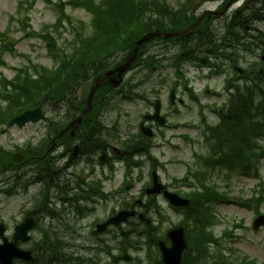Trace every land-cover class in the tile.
<instances>
[{
  "label": "rangeland",
  "instance_id": "1",
  "mask_svg": "<svg viewBox=\"0 0 264 264\" xmlns=\"http://www.w3.org/2000/svg\"><path fill=\"white\" fill-rule=\"evenodd\" d=\"M22 0H0V35L8 33V36L11 42L16 43V49L14 53H7L3 56L6 66H2L0 62V71L3 73L5 77L9 79L14 78L16 75L15 69L20 68L22 66H28L29 61L34 62L36 64H40L47 68L53 67V61L49 57L47 48L45 43L42 40L30 39L26 37V32L21 29V23L16 19L12 22L11 16H17V7L18 3ZM69 1V0H64ZM95 2H100L101 0H94ZM172 7L176 8L177 1L179 0H168ZM59 2V0H37L35 1L29 0V3H32L31 9V22L30 25L32 30L35 32H40L41 29H44L45 26H52L56 23L57 13L55 9V4ZM220 5L219 1H211L206 2L202 5L201 11L205 9H215ZM67 14L71 17V23L64 21L65 28H59V30H52L53 35L59 42L62 48L71 51V43L74 41L75 34L81 31V23L85 26L86 36H89L91 31V16L84 10L67 8ZM225 20L215 23L214 28L221 27L224 24ZM256 29L264 30L263 24H257L255 26ZM161 46L158 44H154L150 46L151 52H157L158 48ZM260 51H257L256 56L247 57L248 64H240V67H246L247 65L258 62ZM246 63V62H245ZM167 66V65H166ZM187 73L193 78V85L195 87L196 95L200 99L203 104L207 105L206 117L210 121H216L217 118L214 116L211 106H222L223 103L227 101L226 96L222 93L224 90V81L225 76H216L214 78H210L207 80L201 75H198L191 66H187ZM228 71V68H227ZM226 71V72H227ZM169 69L163 71L162 75L152 74L150 75L147 72H142L141 70L130 74L128 80L134 81L133 85L138 86V88H134L133 93H137L142 95L146 100L143 102L138 99L132 100V102H124L121 98L122 96H114L111 102L110 109L103 115L102 123L103 127L110 128V132L114 135V137L106 135L108 139V145L110 147H115L120 149L121 144L118 138L124 139L128 133L136 134L137 124L140 120V117L149 110L150 101H154L156 93L154 91H161L158 95L164 102L166 99L165 90L168 88L167 82H163V80L168 77ZM208 73L205 72V75ZM144 76L147 77L144 79ZM172 78V77H171ZM209 86L210 89L222 93L221 96H217L213 93H207L206 88ZM90 84L84 87L79 92V98H83V96L89 91ZM212 92V91H211ZM166 103V102H165ZM168 114L170 115V127L171 125L174 128H168L164 130L166 135V142L161 143L158 138H156L154 144H156V148L152 150L153 154L158 158H161V161L167 165L165 171L163 172L162 179L164 183L169 185L172 184L173 179H181L183 178L189 169H199L200 166L197 165V157L196 155H206L208 152L204 149V142L201 136V129L199 125V118L197 116V106L194 101L191 102L187 106V111L182 112L180 115L176 116L170 111L169 108H166ZM64 109H62V112ZM215 113V112H214ZM48 117L54 116L53 112L48 110ZM216 114V113H215ZM64 115V114H61ZM64 117V116H63ZM181 126L182 128L175 129L176 126ZM186 125L190 126L189 129ZM198 126L196 129L193 126ZM47 129L44 123H39L35 125H28L24 128L14 127V128H2L0 129V143L4 146L8 151H15L17 146L21 147L28 142H32L34 145H37L41 139H43L46 134ZM117 137V138H116ZM102 139V138H101ZM63 153L62 149L57 152V156ZM99 155V154H98ZM61 158V156H59ZM62 159V158H61ZM80 163L75 165L72 168H65L66 161L58 160L57 166L58 169L62 171L64 179H71V174L79 173L81 175L83 170H87L86 165L84 163V158L81 157ZM146 161V159H144ZM116 171L115 175L112 177V180L106 182L104 184V189L106 193H112L115 190H119L123 188V173L125 171V166L122 162H116ZM102 169V168H101ZM143 173H147L149 169V163H144L142 168ZM37 165H29L21 171L17 172H5L0 175V224H4L7 229V236L11 238L13 235L14 228L22 222L24 219V214L30 211L36 200L39 198V195L44 191L43 185L41 183L36 182V175L38 171ZM261 179H264V160L262 161L261 168ZM139 169L134 170V175L137 176ZM209 173L207 178V183L210 185H217L218 189L221 192L226 193L229 196V200L222 205L216 206V216L219 221L218 226L213 229L214 234L218 237H222V246L223 248H227L229 251L226 253L233 257L234 262H239V259L243 257H249L250 259L258 261L259 264H264V231L260 233H255L252 230V223L255 219V213L241 205L242 202L248 200L253 196V191L257 186L258 180L248 176H241L238 172L234 174H229L226 172H215L206 170ZM18 172H24L26 176L23 179V183L27 186L26 189L19 188L13 180V183L16 184L12 187V192L10 186L6 189H1L4 184H7L8 181H11L13 176ZM22 175V174H21ZM84 177V176H83ZM98 178V176H97ZM138 181V184L134 189H132L127 196L133 197L140 188H142V180ZM90 179V178H89ZM14 187V188H13ZM51 196L53 197L52 201L48 206V209L56 211L62 210L61 203L54 199L56 197V191L52 190ZM120 198L116 196V198L108 201V204L104 202H100L95 209L96 212L94 214L87 216L83 221L78 220V227H80V233L86 234L88 241H77L73 244L77 246H88L92 245L94 242L89 241V233L85 229H89L98 223L99 221H104L103 219L113 210H118L121 205L119 204ZM161 204L165 206L163 201ZM106 205V206H105ZM67 219L70 221H74L76 223V215L74 211L67 207ZM167 210H165L166 212ZM262 213H264V205L261 207ZM171 215L172 212L168 211ZM175 223L179 222V218L173 217L171 218ZM171 221V220H170ZM42 226H49L51 220L49 217L41 219ZM242 226L243 228L239 230H235L236 226ZM171 225L168 223L164 224L162 230L165 231L169 229ZM128 228V227H127ZM233 234L234 238L226 237L227 234ZM33 240L31 243L35 245V243L39 242L42 237V230L36 231L32 234ZM103 238L106 241H109L114 247H116L119 242L116 240L114 242L115 237L114 230H111L108 234H104ZM131 239L135 241L138 246L136 248H131L129 255L132 258H140L144 261V264H147L145 261L146 255V246L145 243L141 241L135 240L134 236H131ZM142 247V248H141ZM217 250L216 248H214ZM115 255H118V248L115 250ZM96 253L93 252H85L80 255L83 258L96 259ZM103 264H108L111 262L110 257H100ZM122 264H128L126 262H122Z\"/></svg>",
  "mask_w": 264,
  "mask_h": 264
},
{
  "label": "trees",
  "instance_id": "2",
  "mask_svg": "<svg viewBox=\"0 0 264 264\" xmlns=\"http://www.w3.org/2000/svg\"><path fill=\"white\" fill-rule=\"evenodd\" d=\"M157 2V0H154L152 3L150 1L147 2V0H104L100 6H94L93 8L89 4H83L88 10H93L91 12L94 13L95 11L97 15L96 26L99 28L98 37L108 36V40H101V45L107 40L105 46L103 48H96L95 45L92 46L90 44L88 38H83L78 44L81 46L80 50L77 49L78 54L65 55V62L61 71L62 75L60 73L54 74L48 70L33 67L34 75L36 76L35 79L29 74L26 75L27 79L23 85H13V91L9 95V99L6 97L0 99V101L5 100L8 103L10 100L19 102L14 109L12 105L5 109H0V119L4 122H8L14 115L26 109L39 107L44 101H50V104H53L65 100L70 103L73 100V96L75 98L73 92L76 87L89 79V71L96 65L98 55L103 56L107 52L112 54L115 51V44L118 42L121 47L131 49L138 37L155 30L158 26L163 30H169V26L166 25L165 22L158 23V21H155L153 18L152 7ZM262 10L263 9L254 10L244 21L242 17L239 16L238 24L247 25L251 22H264V13H262ZM166 18H168V15L162 16V19ZM259 34L260 37L256 38V40L262 43L261 41L264 38V33L259 32ZM119 39L121 40L119 41ZM260 43H258V45ZM241 46L242 44L238 41L236 47L237 52H241ZM252 75L253 77L249 79L254 81V88L249 84L244 92L239 89L238 100L232 104L235 106L238 105V107L237 109L234 108L230 110L232 112H229L230 115H227L226 118L228 126L222 128L224 134L231 135L235 140H237V137L245 136L242 133H247L248 129L251 128L253 130L254 123H251L253 119L250 118L253 113L256 118L258 115L264 118V64L261 68L256 67V69L252 71ZM21 97H24L25 100ZM254 97H259L260 102L256 103V106H260V109H250L254 106ZM40 99H42L41 102ZM76 106L80 105L78 104ZM258 125L260 126V123L256 122L254 131H256ZM239 145L238 147H242L243 144ZM6 156L7 153L0 148V170L6 165ZM208 240L210 239L207 238L206 233H204L201 240L194 241V249L198 253L207 252ZM44 249L46 251V256L49 258H56L58 262L67 261L68 259V255L63 253L59 241L54 243L52 240H48L45 242ZM48 253L51 254V256ZM37 264L49 263L42 257ZM50 264L53 263L50 262ZM185 264H191V262L186 261Z\"/></svg>",
  "mask_w": 264,
  "mask_h": 264
},
{
  "label": "water",
  "instance_id": "3",
  "mask_svg": "<svg viewBox=\"0 0 264 264\" xmlns=\"http://www.w3.org/2000/svg\"><path fill=\"white\" fill-rule=\"evenodd\" d=\"M234 2H235V0H232L229 3L227 8H229ZM155 36H159V34L147 35L146 37L142 38L141 40H139L137 42V46L139 47L141 44H143L144 42H146L148 40H151ZM171 36L172 35H166L165 38L168 39ZM135 52H137V49L135 50ZM131 60H133V58ZM131 60H130V62H131ZM130 62L128 63V66H129ZM94 92H95V90L92 92V94L90 96L89 106L91 104V100L93 98ZM41 118H42V115L40 112H38V111L31 112V113H27V114L23 115L20 118L15 119L12 124L25 125L28 122H36V121L40 120ZM77 122H81V119H79ZM159 192H160V189L154 190V193H159ZM151 193H153V192L151 191L150 194ZM166 195L171 198L172 203L177 207L187 205L186 201L179 202V201H177V200H179L177 197L171 196L169 194H166ZM132 215L133 214H130V213H121L118 217H116L115 219L110 221L109 224L119 225L121 222H126L128 220V218ZM107 225L100 227L99 230L100 231L105 230ZM260 226H264V217L260 218L256 222L255 229H259ZM32 227H33V225L30 226L29 224L28 225L25 224V225L19 227L17 229V233H16L14 240L15 241H17V240H23V241L29 240L27 238V232ZM169 236H170L172 243H173L172 248L167 249L164 244H161V248H162V252H163V256H164V262H165V264H181L182 253L187 248V243H186L185 238H184L183 230L180 229V230L174 231V232L170 233ZM14 259H22L24 261H30L31 260V254L20 252L19 250H17V248L14 244H10V243H8L7 240H5V244L0 245V263L1 264H13Z\"/></svg>",
  "mask_w": 264,
  "mask_h": 264
},
{
  "label": "flooded vegetation",
  "instance_id": "4",
  "mask_svg": "<svg viewBox=\"0 0 264 264\" xmlns=\"http://www.w3.org/2000/svg\"><path fill=\"white\" fill-rule=\"evenodd\" d=\"M200 15H198L197 17H199ZM175 42L177 43L173 48H178V49H181V47H182V45L184 44V45H187L188 46V43H183V42H180L179 40H175ZM167 44H172V42H169V43H167ZM194 49H195V47H193ZM178 63H180V60H178L177 61ZM137 68V67H136ZM154 69L156 70V71H158V70H160V65L159 64H157V66H155L154 67ZM182 79L184 80L185 78L183 77V78H181L180 80H177L175 83H172V89H171V92H174V94H175V97H176V100H175V102L176 103H179V104H183L184 105V101L181 99V85H180V82L182 81ZM185 91H189L188 90V87L187 86H185L184 88H183ZM123 99H127V97H126V95H124L123 96ZM166 118V117H165ZM89 125H91V124H87L86 126H89ZM142 125V124H141ZM148 126H150L151 128H153V129H156L155 127H156V124L155 123H149V124H147ZM68 126V125H67ZM63 130V129H62ZM77 134V131H76V133H75V135ZM80 134H85L84 133V131H81V133ZM80 134H79V136L78 137H80ZM70 135H71V133L70 132H67V134H66V138H64V139H62L61 141H60V144L62 145V147L64 148V151H65V153H67V152H69V150L71 149V146L73 145V146H76L77 144H76V142H74L73 141V139H75L76 137H77V135H76V137H75V135L74 136H71V137H73V139L72 138H69L70 137ZM70 139L73 141L72 142V145L71 146H69V142H71L70 141ZM78 139H80L81 140V137L80 138H78ZM141 140H143V141H146L144 138H140ZM84 141L85 140H87L86 138L85 139H83ZM79 145V144H78ZM83 149H82V147H81V149H82V152L84 151V152H86V153H92L94 150L95 151H97V152H100V154L101 155H104V154H106L107 155V158H106V160H105V162L106 163H109V159L111 158V153H115L117 156H119V155H121L122 154V152H120V151H118V150H116L115 148L113 149V148H111L108 144H105L104 146H101L100 144H97L96 146V148H94V145L93 144H91V143H84L83 142ZM101 158V157H100ZM107 165V164H106ZM154 166V165H153ZM154 168V167H153ZM155 168H156V171H159V172H162L163 170H162V167H158L157 165L155 166ZM153 171H155V170H151V173L153 172ZM152 186V178L151 179H148V187H151ZM166 189L167 190H169V191H171V192H174V193H180V194H184V188H183V186H180V187H178V186H175V185H173V186H171V185H169V186H166ZM185 191H188L189 193V195L187 194V197H185V198H187V199H189L190 201H191V199L195 196L192 192H191V189H187V190H185ZM179 195V194H178ZM189 196H190V198H189ZM182 197V196H181ZM192 197V198H191ZM184 198V197H183ZM129 199H131V198H129ZM145 199L147 200V202H146V205L144 204H141L140 205V207H141V211H143V212H141L142 214L144 213V214H146V217H152L153 218V222H154V224L155 225H159L161 222H166L170 217L169 216H171V215H168V216H166V214H163L162 212L163 211H165L166 210V207L170 210V211H172L175 215H177V216H179V215H181L180 214V212H178L177 210H173V208H171V206L166 202V200H165V198H164V196L163 195H160V196H158V197H153V198H150V199H148V198H146L145 197ZM161 201H164L165 202V206H163L162 208H161V206H160V204H161ZM131 204H132V207H130V208H135L136 207V205H138V203L136 202V203H134L133 201H131ZM129 210H131V209H129ZM190 214L191 213V211H187V213L186 214ZM190 216V215H189ZM136 219H138L139 220V218L137 217ZM186 219V218H185ZM186 222H187V219H186ZM69 223H71V222H69ZM185 223V222H184ZM131 224H133V223H131ZM85 230H87V231H89V229H85ZM79 232H80V230H79ZM89 236V238H91V237H95L96 238V240H98V241H103L104 239L102 238V237H100L99 235H97V233H95V232H93V231H91V233L88 235ZM79 239V240H83V241H86L87 240V238L88 237H86V234H83V233H79L78 235L77 234H72L71 235V239Z\"/></svg>",
  "mask_w": 264,
  "mask_h": 264
}]
</instances>
